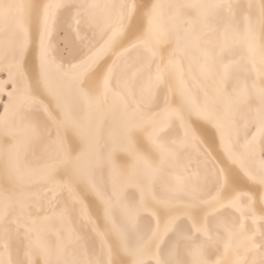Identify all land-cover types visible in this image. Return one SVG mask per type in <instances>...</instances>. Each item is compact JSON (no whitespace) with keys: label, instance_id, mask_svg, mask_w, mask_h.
<instances>
[{"label":"snow or ice","instance_id":"obj_1","mask_svg":"<svg viewBox=\"0 0 264 264\" xmlns=\"http://www.w3.org/2000/svg\"><path fill=\"white\" fill-rule=\"evenodd\" d=\"M0 17V264H264V0Z\"/></svg>","mask_w":264,"mask_h":264},{"label":"bare ground","instance_id":"obj_2","mask_svg":"<svg viewBox=\"0 0 264 264\" xmlns=\"http://www.w3.org/2000/svg\"><path fill=\"white\" fill-rule=\"evenodd\" d=\"M15 2H19V0H15ZM12 19H4L0 17V28L3 27H11L12 26Z\"/></svg>","mask_w":264,"mask_h":264}]
</instances>
